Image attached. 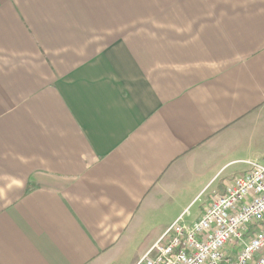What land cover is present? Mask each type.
<instances>
[{"label": "crops", "instance_id": "1", "mask_svg": "<svg viewBox=\"0 0 264 264\" xmlns=\"http://www.w3.org/2000/svg\"><path fill=\"white\" fill-rule=\"evenodd\" d=\"M264 165V0H0V264H137Z\"/></svg>", "mask_w": 264, "mask_h": 264}, {"label": "built area", "instance_id": "2", "mask_svg": "<svg viewBox=\"0 0 264 264\" xmlns=\"http://www.w3.org/2000/svg\"><path fill=\"white\" fill-rule=\"evenodd\" d=\"M244 164L201 218L186 210L137 264H264V165Z\"/></svg>", "mask_w": 264, "mask_h": 264}]
</instances>
